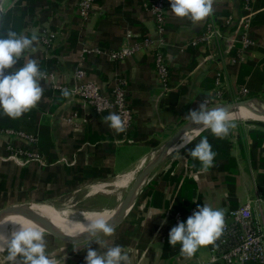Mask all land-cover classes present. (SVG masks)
Instances as JSON below:
<instances>
[{
	"label": "crops",
	"instance_id": "0c3cea01",
	"mask_svg": "<svg viewBox=\"0 0 264 264\" xmlns=\"http://www.w3.org/2000/svg\"><path fill=\"white\" fill-rule=\"evenodd\" d=\"M151 1L96 0V12L84 19L77 10L78 0H3L0 38H5L8 30L29 38L36 31L39 38L35 52L26 51L9 74L22 67L26 58H32L64 88L42 80L41 101L18 119L0 109V129L35 134L38 155V160L24 165L7 159L9 138L0 133V207L51 203L79 193L88 199L98 197L103 192L99 185L128 171L134 170L135 175L142 168L137 167L188 121L189 112L198 109L204 99L208 106L230 101L243 89L249 93L247 84L257 96L264 97V0H248L252 9L249 34L255 45L246 49L241 48L237 32L245 0H215L214 12L195 23L176 17L165 0L163 31L149 11ZM211 23L216 33L192 45ZM127 31L133 36L127 37ZM44 33L53 34L49 44L41 41ZM144 37L152 44L121 60L92 52L93 48L118 51ZM157 50L168 66L163 79L153 66ZM77 66L86 71L85 79L96 83L106 95L116 76L126 81L133 118L125 132L117 134L103 121L116 113L114 108L97 114L84 100L62 96ZM259 121L264 122L250 119L237 123L225 138H217L225 141L220 148L211 144L215 138L211 130L195 133L186 148L173 150L152 171L113 235L100 234L78 244L45 236L48 254L60 264H85L91 243L89 246L98 252L120 245L129 257L128 264H223L209 261L211 245L200 247L189 257L181 252L179 243H169V232L178 224L173 209L186 212L209 204L226 212L254 201L256 193H261L257 175L263 172L264 150L253 149L249 131H264ZM205 136L216 153L206 172L201 171V162L188 154ZM126 138L132 142H116ZM18 144L12 139V146ZM261 146L264 149V140Z\"/></svg>",
	"mask_w": 264,
	"mask_h": 264
},
{
	"label": "clouds",
	"instance_id": "9594fccd",
	"mask_svg": "<svg viewBox=\"0 0 264 264\" xmlns=\"http://www.w3.org/2000/svg\"><path fill=\"white\" fill-rule=\"evenodd\" d=\"M169 2L171 12L176 17L187 18L194 23L203 21L214 12L215 0H169ZM2 4L3 0H0V5ZM38 39L36 31H33L29 38L13 30H8L5 38H0V109L12 119L21 118L35 108L44 93L40 82L46 78V73L40 70L35 59L26 58V63L22 67L13 70L11 74H5L7 70L14 69L26 51L35 52L34 44L38 43ZM70 95L71 92L67 88L62 89L63 97ZM185 119L199 128L211 130L212 134L220 139L225 138L231 129L236 128L226 109L209 108L207 99L200 103L198 109L191 110ZM103 121L117 134L126 131L125 121L117 113H110L103 117ZM190 143L191 139L181 137L173 149L180 152ZM188 154L201 162V171L205 172L213 166L216 156L206 136ZM109 221L102 214H96L95 218L87 220L82 234L86 233V240L89 241L100 234L111 236L115 227L111 226ZM224 228L223 209H215L209 204L197 205V210L186 222H179L170 230L169 243L172 246L179 243L181 252L190 257L200 247L215 245ZM0 241L4 242L0 244V253H6L7 264H60L57 258L48 254L45 232L37 226L21 224L9 237L0 236ZM95 242L99 244V241ZM89 245L85 264H128L129 257L120 245L106 247L107 250L104 252L93 250Z\"/></svg>",
	"mask_w": 264,
	"mask_h": 264
},
{
	"label": "built area",
	"instance_id": "2783aa9c",
	"mask_svg": "<svg viewBox=\"0 0 264 264\" xmlns=\"http://www.w3.org/2000/svg\"><path fill=\"white\" fill-rule=\"evenodd\" d=\"M96 9V0H78L77 10L81 18L87 19ZM243 14L240 15L237 24V32L242 49L255 45V40L249 34L251 6L248 0L242 4ZM149 11L152 13L158 28L163 31L166 18L165 0H152ZM230 20V19H228ZM216 33L212 23L208 24L205 32L197 40H192L191 44L196 45L199 42L207 41ZM127 37L133 36L129 31ZM53 34L44 33L41 41L43 44H49ZM152 40L144 37L131 46H126L118 51L102 52L98 48H93L95 54L106 53L109 60H121L129 54L135 53L142 48L149 47ZM153 66L157 75L163 79L168 73V66L164 60L162 52L159 50L153 53ZM6 75L9 74L7 70ZM86 71L77 66L72 73L71 84L67 89L71 96L80 98L89 103L95 113L99 114L108 108H114L116 113L121 115L125 121V127L131 124L133 118V109L131 108L127 92L126 81L116 76L113 79L109 95L104 94L96 83L86 80ZM46 81L50 82L55 88H62L57 85L52 73H46ZM218 83V81H217ZM64 88V87H63ZM241 93H247L245 89ZM212 105V104H211ZM0 133L9 138L8 145L11 153L7 159L14 161L18 165H24L30 160H38V155L34 149L37 137L34 134L15 129H0ZM12 139L19 142L17 146H12ZM132 142L131 139H120L116 142ZM21 141V142H20ZM254 201H247L234 209L225 212V228L221 237L210 247V262H221L223 264H243L248 261L264 263V203L260 193H256ZM203 206V205H200ZM197 210V206L190 208L187 212H173V218L176 223L181 222L182 218L189 217Z\"/></svg>",
	"mask_w": 264,
	"mask_h": 264
},
{
	"label": "water",
	"instance_id": "95a60500",
	"mask_svg": "<svg viewBox=\"0 0 264 264\" xmlns=\"http://www.w3.org/2000/svg\"><path fill=\"white\" fill-rule=\"evenodd\" d=\"M223 107L228 114L239 111L241 108L246 109L251 114L263 118L264 121V100L259 97H247L235 101H225L209 105V108ZM203 128H199L196 125L190 124L187 121L182 125L167 141H165L157 150L152 153L149 160L145 162L140 170L135 174L128 190L123 197L113 206V214L107 218L111 226L116 227L127 216L135 198L137 197L142 186L145 184L150 174L156 169L169 154L174 150L173 146L176 145L180 138L185 134L192 131H202ZM31 204L22 205H10L0 207V217H18L24 218L41 228L45 232V236L50 237L58 242L65 244H78L86 242L87 234H82L84 229L67 233L61 229L51 227L44 221H42L36 213L29 211Z\"/></svg>",
	"mask_w": 264,
	"mask_h": 264
},
{
	"label": "bare ground",
	"instance_id": "6f19581e",
	"mask_svg": "<svg viewBox=\"0 0 264 264\" xmlns=\"http://www.w3.org/2000/svg\"><path fill=\"white\" fill-rule=\"evenodd\" d=\"M229 116L231 117L232 121L248 119V118L263 121V118L251 114L249 111H247L244 108H241L239 111L230 113ZM198 132L199 131H192L185 134L183 137L186 139H190L195 133ZM142 165L143 162L137 168H141ZM133 172L134 170L130 172L128 171L127 173L119 174L112 180L99 185L98 189L103 190V192L108 196L109 199L116 201L115 202L116 204L128 190L135 176ZM113 206L108 209L93 208L87 211H82L76 217L69 216L67 212H65L64 210H59L53 207L49 203H34L31 204V207L28 210L36 213V215L42 221H44L51 227H54L56 229H61L67 233H72L82 230L84 229V227H74L70 224H67L68 222L90 220L95 218L96 214H102L105 217V219H107L113 214L114 211ZM21 224L35 226L34 224H32L31 222H29L24 218L0 217V236L9 237L14 231L17 230L18 226ZM3 243H4L3 241H0V244Z\"/></svg>",
	"mask_w": 264,
	"mask_h": 264
},
{
	"label": "rangeland",
	"instance_id": "374dc122",
	"mask_svg": "<svg viewBox=\"0 0 264 264\" xmlns=\"http://www.w3.org/2000/svg\"><path fill=\"white\" fill-rule=\"evenodd\" d=\"M248 94L249 93H240V94H238L237 97H234L230 101H235V100L247 98V97H249ZM257 97L264 100V97H262V96H257ZM248 120H250V118L241 119V120H234L233 122L235 124H237V123L242 124L244 122H247ZM149 158L146 161H148ZM115 202L116 201H114V200L106 198L105 193L102 192L99 194L98 197H94L91 199L84 198V196L82 194L80 195V193H79L77 195H73V197H67V198H64L61 200L53 201L49 204H51L53 207H55L59 210H64L71 217H76V216H78V214L80 212L87 211L89 209H93V208L94 209H96V208L108 209V208L112 207L115 204ZM86 223H87V220H82V221L68 222L67 224H70L74 227H84ZM5 256H6V253H0V264H7Z\"/></svg>",
	"mask_w": 264,
	"mask_h": 264
},
{
	"label": "trees",
	"instance_id": "16d2710c",
	"mask_svg": "<svg viewBox=\"0 0 264 264\" xmlns=\"http://www.w3.org/2000/svg\"><path fill=\"white\" fill-rule=\"evenodd\" d=\"M250 90H249V97H257V95L255 94V91L252 90V87L250 84H247L246 85ZM258 124L264 128V122H258ZM19 130V129H18ZM231 131V130H230ZM26 132V131H25ZM27 133H31V132H27ZM230 133V132H229ZM33 134V133H31ZM35 135V134H34ZM249 135L253 141V149H256L258 148V150H264L263 147L261 146L263 140H264V131H261V130H251L249 131ZM214 139H213V142H211L212 145H215L217 147L220 148V146H224V143L225 141H221L219 139H217V137L214 135ZM261 160L264 162V159L261 158ZM262 168H263V172L258 174L257 175V185L259 187V190L261 191V196L264 198V163L262 165ZM174 211H178L180 210L179 212L183 213L184 210H182L181 208L179 207H175L173 209ZM187 210V209H186ZM187 212V211H186ZM185 213V212H184Z\"/></svg>",
	"mask_w": 264,
	"mask_h": 264
}]
</instances>
